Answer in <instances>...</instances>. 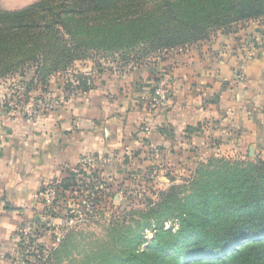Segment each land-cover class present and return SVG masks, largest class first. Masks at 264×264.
I'll return each instance as SVG.
<instances>
[{
    "label": "crops",
    "instance_id": "obj_1",
    "mask_svg": "<svg viewBox=\"0 0 264 264\" xmlns=\"http://www.w3.org/2000/svg\"><path fill=\"white\" fill-rule=\"evenodd\" d=\"M257 27L251 29L255 42L250 53L238 59L242 84L235 81L241 72L234 71L236 60L187 53L179 67L167 71L158 66L89 71L86 91L79 88L60 98L54 89L60 98L54 110L34 119L16 112L3 115L0 264H21L17 231L42 220L35 200L44 185L72 180L87 155L127 157L147 138L145 126L152 128L149 142L163 148L193 142L202 149L209 140L236 131L240 151L253 145L254 152L264 154V25ZM160 81L173 84L176 92L164 107L152 110L150 90ZM91 174L86 169L81 176Z\"/></svg>",
    "mask_w": 264,
    "mask_h": 264
},
{
    "label": "rangeland",
    "instance_id": "obj_2",
    "mask_svg": "<svg viewBox=\"0 0 264 264\" xmlns=\"http://www.w3.org/2000/svg\"><path fill=\"white\" fill-rule=\"evenodd\" d=\"M38 1L40 0H0V9L14 11ZM166 1L110 0L101 9L90 14L71 15L75 20L68 22V29L77 36L66 37V40L79 47L76 53L84 55L67 64L65 68L50 73V97L59 100L63 98V94L68 96L79 90L71 83L79 82L89 71L96 73L104 69L110 72L138 66H158V70L167 71L171 67H179L187 53H215L218 59H234L237 61L233 66L235 73H243L238 62L239 56H248L250 53V45L255 42L251 29H257L258 24L264 25V16L241 20L227 26H214L206 29L204 38L160 48V41L170 38L171 35L190 33L197 26H202L200 23H194L192 27L190 24L166 21L165 25L157 27L163 23L158 18L169 12ZM173 1L170 0V3ZM188 1L191 0H178L177 11L185 12L186 17L198 11L196 7L188 5ZM148 18L149 21L146 20ZM190 20L193 21V18ZM150 31L153 34L149 36L147 33ZM78 36L80 41H90L89 45H79ZM91 43H94L93 46H90ZM45 64L47 68L50 63ZM26 78L34 79L32 71L25 69L21 73L0 78V96L8 93L16 96V87L20 82L25 84ZM50 81H53L52 85ZM55 88L61 95L54 96ZM38 96L39 93L32 96L29 92L23 98L24 105H29L32 101H44L45 97ZM259 128L262 127L258 126ZM237 136L236 131L232 135L227 133L219 140H209L202 149H197L193 142L163 148L142 138L143 144L104 172L103 189L97 192L95 185L89 184L88 191L98 198L97 217L72 228L64 240L51 250L46 264H100L102 259L105 263V257L114 249L121 227L133 224L132 221H141L139 213L149 210L166 196L173 195L172 191L177 199L189 193L193 180L201 178L200 172L209 167L210 163L213 166L217 164L210 160L218 161V166L224 162L264 161V154L254 152L253 145L248 151H240L236 143ZM164 226L169 229L171 222H165ZM173 227V231H176L177 225ZM142 234L147 242L142 245L143 250L154 234L148 228ZM37 256L30 255L26 258L21 252V264H28L25 261L34 258L39 262ZM42 258L40 255V259Z\"/></svg>",
    "mask_w": 264,
    "mask_h": 264
},
{
    "label": "trees",
    "instance_id": "obj_3",
    "mask_svg": "<svg viewBox=\"0 0 264 264\" xmlns=\"http://www.w3.org/2000/svg\"><path fill=\"white\" fill-rule=\"evenodd\" d=\"M109 1L40 0L23 9H0V78L25 69L32 71L37 83L34 85L32 78L24 79L27 92L46 97L50 73L84 55L76 53L79 47L66 40L77 36L68 29V22L75 20L71 15L90 14ZM188 2L198 9L190 17L177 11L178 0H167L169 12L158 18L163 23L157 27L166 21L202 26L190 33L171 35L158 47L192 42L204 38L208 28L264 16V0ZM85 43L89 45L90 41H78L79 45ZM40 62L50 64L46 68ZM85 79L81 78L77 88L88 89ZM217 164L210 163L201 171V178L193 180L183 197L174 198L172 191L174 196L168 195L139 213L141 221L121 227L113 251L100 264H264V161ZM97 178L105 182L103 175ZM59 184L63 185L62 203L66 205L69 187ZM168 221L171 226L165 229ZM175 225L177 230L173 231ZM146 228L154 236L142 250L147 243L142 234ZM45 240L42 238L43 243Z\"/></svg>",
    "mask_w": 264,
    "mask_h": 264
},
{
    "label": "built area",
    "instance_id": "obj_4",
    "mask_svg": "<svg viewBox=\"0 0 264 264\" xmlns=\"http://www.w3.org/2000/svg\"><path fill=\"white\" fill-rule=\"evenodd\" d=\"M252 47V43L250 45ZM236 84H242L244 76L238 73L235 77ZM37 82L34 79L33 84ZM72 86L76 89L79 82H72ZM77 92V91H76ZM176 87L173 84H168L163 81L154 85L150 91L148 104L150 109L157 110L164 107L171 97L175 95ZM16 96L11 93L0 96V124L1 118L5 114L13 112L19 113L28 119H34L38 114H44L54 110L59 100L51 98L49 94L46 95L44 101H32L29 105H24L23 98L28 94L27 87L21 83L16 87ZM63 98L67 95L63 94ZM144 135L150 137L152 128L145 126L143 128ZM119 158L114 157H97L87 155L82 157L78 166L74 170V177L64 185H68L67 204L63 205L62 189L63 185L59 183H49L42 187L39 196L35 200L36 207L40 210L42 220L38 223H32L20 227L17 231V250L21 257V252L24 256L38 255L39 262L34 258L33 260H26L28 264H46L50 252L56 248L58 244L64 240L67 233L74 227L91 221L97 217V203L98 198H95L94 193H90L89 184L95 185L96 191L103 189V184L97 177L102 176L96 174L98 170L107 171L112 165L118 163ZM88 169L89 178H82L83 170ZM42 238L47 239L46 243L42 242ZM40 255L43 256L40 259Z\"/></svg>",
    "mask_w": 264,
    "mask_h": 264
}]
</instances>
